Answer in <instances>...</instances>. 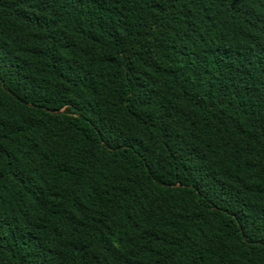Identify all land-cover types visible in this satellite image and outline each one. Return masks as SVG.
<instances>
[{
	"label": "trees",
	"instance_id": "16d2710c",
	"mask_svg": "<svg viewBox=\"0 0 264 264\" xmlns=\"http://www.w3.org/2000/svg\"><path fill=\"white\" fill-rule=\"evenodd\" d=\"M0 264H264V0H0Z\"/></svg>",
	"mask_w": 264,
	"mask_h": 264
}]
</instances>
